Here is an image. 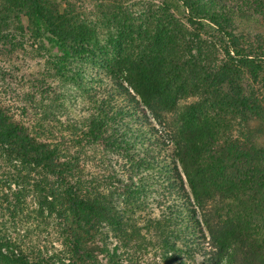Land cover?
Masks as SVG:
<instances>
[{
    "label": "trees",
    "instance_id": "trees-1",
    "mask_svg": "<svg viewBox=\"0 0 264 264\" xmlns=\"http://www.w3.org/2000/svg\"><path fill=\"white\" fill-rule=\"evenodd\" d=\"M177 3L184 9L185 25L191 28V36L197 43L194 48L197 54L191 55V59L205 61L203 58L207 55L201 37L206 29L214 30L220 37L227 57L224 63L201 67L205 74L202 78L204 89L200 93L204 97L200 101L202 104L194 102L182 113L174 108L176 90L169 83H181L174 73L178 70L174 65L179 59L174 57L179 50L175 42L181 27L169 24V28L156 35L152 47L138 58L127 56L129 60L102 62L91 46L92 38L88 40V31L72 7L61 12L60 6L50 0H0V60L7 61V56H14L18 48H22L20 37L24 35L38 43L40 52L56 49L59 60L65 65L88 62L98 68L93 75H73L72 81L83 83L85 79L92 81L96 77L112 78V88L101 90L106 98L96 101L101 112L91 116L86 126L85 137L95 143L118 147L117 142L125 144L129 140L127 135L118 138L109 133L107 124L111 118L117 123L116 131L127 125L125 118H130L131 111L136 117L134 124L151 125L146 112L160 120L173 110L177 131L173 130L172 134L181 142L177 157L194 199L203 208V200L211 198L210 188H213L219 193L220 201L232 199L240 206L231 205L228 209L231 216L226 220L216 215V207L203 212L211 243L220 247L232 238L245 248L242 252L234 250L250 258L253 253L246 251L247 243L242 236L247 234L244 231L249 230L253 216H264V96L259 97L261 91L264 93V35L255 34L258 47L253 48L248 45L249 37L228 28L234 17L246 15H251L258 25L263 21L259 26L264 27V0H233L231 6L222 0H167L171 9ZM24 18L27 25L23 23ZM159 35L167 41L163 47ZM17 62L16 57L12 68L19 73ZM244 75L249 79L247 88L241 84ZM60 77L68 78L65 74ZM96 82L98 84L99 80ZM91 90L97 92L100 88ZM178 90L180 94L190 93ZM109 100L112 106L108 109L106 102ZM237 114L249 129L250 138L230 139L221 148L216 134L223 127L224 115ZM25 126L0 100V264H98V256L103 252L90 246V242L95 239L96 227L102 222L119 223L114 220L118 212L111 199L99 191V184L80 179L83 168L78 158L68 157L67 142L47 141ZM172 171V184H178L185 206H189V216L195 218L196 211L191 207L181 173L177 167ZM32 204L35 207L31 208ZM53 216L60 222L64 249L59 257L45 259L42 248L35 247L31 236L41 228L37 218ZM213 218L216 222H211ZM94 231L95 235L91 233ZM15 234L19 238H14ZM201 235L204 236L202 231ZM103 238L107 237L103 235ZM164 242L173 248L169 241ZM34 253L37 256L34 257ZM164 256L169 263L176 264L175 257L167 253Z\"/></svg>",
    "mask_w": 264,
    "mask_h": 264
},
{
    "label": "rangeland",
    "instance_id": "rangeland-1",
    "mask_svg": "<svg viewBox=\"0 0 264 264\" xmlns=\"http://www.w3.org/2000/svg\"><path fill=\"white\" fill-rule=\"evenodd\" d=\"M50 1L58 4L61 12L68 7L74 9L88 31V40L92 38L91 46L102 62L129 60L127 56L138 58L152 47L156 35L167 27H181L175 42L179 50H176L177 54L174 56L179 57L174 65L178 66V70L174 73L181 83L169 82L171 88L176 90L174 108L178 113H182L186 106L194 102L201 103L204 98L200 94L204 89L202 78L205 75L202 74L201 67H212L227 60L220 37L214 34V30L208 29L204 30L201 37L207 55L203 58L205 61L191 59V55L197 54L194 50L197 43L191 36V28L185 25V11L178 3L171 9L167 0ZM222 1L228 6L233 5V0ZM23 23L27 25L25 18ZM262 24L263 21L259 25ZM259 25L251 15L237 16L232 19L228 29L249 37L248 45L256 48L258 45L254 41L255 34L259 32L264 35V27ZM139 28L142 29L139 31ZM158 37L163 47L167 41L160 35ZM20 38L23 40L22 48H18L14 56H7V61L0 60V100L33 134L47 141L67 142L68 157L78 158L79 165L83 168V175L78 178L83 179V182L99 184V191L111 199L118 212L114 220L119 223L105 221L96 227L98 234L90 242V246H96L103 252L98 256V264H171L165 259V253L182 264H264L263 215L253 216L249 230L244 231L247 234L242 236L247 243L246 251L253 253L252 257L248 258L235 251L236 248L242 252L245 248L232 238L220 247L211 243L203 212L216 207V215L226 220L231 216L228 215V209L240 206L233 203L232 199L224 198L220 201L219 193L213 188H210L211 200L204 199L203 208L194 199L177 157L181 142L173 138V130L177 131V117L173 110L166 112L165 119L160 120L146 112L151 125L134 124L136 117L131 111L130 118H125L127 125L116 131L117 123L111 118L107 124L109 133L118 138L127 135L129 140L125 144L117 142L119 148L103 145L102 142L95 143L85 137L86 126L91 116L101 112L96 101L106 98V93L101 90L112 88V78L96 77L92 81L85 79L83 83L72 81L71 76L86 73L93 75L98 68L88 62L65 65L59 60L56 49L40 52L37 50V42L33 43L32 39L24 35ZM244 45L247 46V43L244 42ZM188 49L189 52L193 50L192 54L189 55ZM16 57L20 66L19 73L13 72L12 68ZM6 73L13 76L8 78ZM64 74L68 78L60 77ZM96 79L99 80L98 84ZM241 84L243 88H247V75H244ZM94 87L100 90L94 92L91 90ZM178 89L190 93L180 94ZM263 96L261 91L259 97L262 99ZM120 98L117 99L119 104ZM107 104L108 109L111 108L112 100L107 101ZM242 121L239 114L224 115L223 127L216 134L221 148L230 139L242 141L250 138L249 129ZM174 167L181 173L191 207L196 211L195 218H190L189 206H185L178 184H172ZM77 176L75 174L76 178ZM120 182L123 183L119 184ZM27 201L30 203L31 199L28 198ZM33 207L35 206L32 204L31 208ZM37 219L41 228L36 231L37 234L32 233L31 241H35V247L42 248L45 259L49 256L59 257L60 251L64 249L61 228L58 226L60 222L55 216ZM216 220L213 218L211 222ZM91 233L95 235L96 231ZM103 235L107 237L106 240ZM13 237L19 238L16 234ZM166 240L173 248L166 246ZM33 256L37 254L34 253Z\"/></svg>",
    "mask_w": 264,
    "mask_h": 264
}]
</instances>
